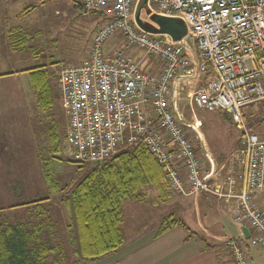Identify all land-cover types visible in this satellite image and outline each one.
Here are the masks:
<instances>
[{"label":"built area","instance_id":"built-area-1","mask_svg":"<svg viewBox=\"0 0 264 264\" xmlns=\"http://www.w3.org/2000/svg\"><path fill=\"white\" fill-rule=\"evenodd\" d=\"M83 1L105 19L83 62L52 70L68 117L66 143L73 160L100 165L125 145L142 144L174 193L207 194L234 207V221L251 233L249 239L228 240L234 264H250L248 248L264 255V206L256 200L264 194V138L249 131L243 114L264 102V0H146L150 16L184 22L187 34L179 41L137 24L134 7L141 0ZM116 36L125 47L109 56L106 44ZM131 49L153 58L160 73L145 72ZM183 95L200 110L228 113L242 132L229 176L217 170L199 122L179 112Z\"/></svg>","mask_w":264,"mask_h":264},{"label":"rangeland","instance_id":"rangeland-1","mask_svg":"<svg viewBox=\"0 0 264 264\" xmlns=\"http://www.w3.org/2000/svg\"><path fill=\"white\" fill-rule=\"evenodd\" d=\"M75 3L81 5L79 0H11L6 4L9 19H27V32L33 37V53L30 52L32 59L28 58L29 53L22 55L26 57L24 63L27 67L42 66L52 71L60 65H77L84 61H81V54L84 51L85 38L100 24L99 21L105 18L101 17L100 11L95 13L88 10V13L82 14V9L79 10ZM141 4L138 10L141 6L145 8L144 3ZM148 13L151 14V10L148 9L147 15L144 14L146 27H150L147 22L155 25L153 15L148 16ZM88 45L90 46V41ZM11 77H1L3 80L0 81V209L12 223H20L29 219V214L37 205L24 204L43 200L39 202L42 204V210L51 214L53 221L62 228L70 222L71 208L61 200L70 196L76 185L88 174L92 164L74 161L65 140L64 149L60 153L52 152L50 135L56 133L64 137L68 125V117L60 101L59 87H55L53 106L43 110L37 106L29 79H23L20 84ZM178 108L189 122H200V131L217 170L222 169L223 177L229 176L241 148L242 132L237 125L234 122L229 124L218 113L205 114L206 111L197 108L193 111L187 106L186 96H183ZM244 111L249 131L264 138V102L252 104ZM201 115L205 119L204 126L200 121ZM206 130L212 139L208 140ZM191 136L198 149V157L204 169H207L200 140L194 134ZM47 159L51 161L50 169L54 183L46 179L43 161ZM237 171L240 169L237 168ZM155 197V189L150 188L144 204L137 202L136 205L135 201H127L124 204L127 240L132 238L138 229L156 226L170 212H175L168 204H154ZM179 210L181 217L176 214V218L195 229L199 218L193 214L195 212L192 200ZM47 222L48 219H44V223ZM236 225L237 231L241 225ZM225 233L224 239L232 238L233 235L229 232ZM238 239L242 240V237Z\"/></svg>","mask_w":264,"mask_h":264},{"label":"trees","instance_id":"trees-1","mask_svg":"<svg viewBox=\"0 0 264 264\" xmlns=\"http://www.w3.org/2000/svg\"><path fill=\"white\" fill-rule=\"evenodd\" d=\"M26 34L15 38L14 46L22 48L28 45L33 37ZM27 72L37 106L43 110L52 107L56 74L42 66L32 67ZM206 112L218 113L229 124L233 122L224 111ZM243 114L245 117L244 110ZM201 116L200 121L204 126L205 119ZM206 133L208 140L212 139L208 130ZM65 135H50L54 154L64 149ZM43 162L47 181L54 183L51 161L47 159ZM54 187L57 190V186ZM150 188L156 191L157 205L167 204L176 194L171 190L162 167L146 146L138 143L125 145L104 163L92 165L70 196L61 200L71 208L67 226L59 228L51 214L42 210L39 202L43 200L24 204L37 205L29 214V219L20 223H12L0 209V264H91L110 256L126 241L124 204L127 201L145 202ZM44 219H48V222L44 223ZM177 227L186 226L175 215L163 218L156 238Z\"/></svg>","mask_w":264,"mask_h":264},{"label":"crops","instance_id":"crops-1","mask_svg":"<svg viewBox=\"0 0 264 264\" xmlns=\"http://www.w3.org/2000/svg\"><path fill=\"white\" fill-rule=\"evenodd\" d=\"M10 1L0 0V81L3 80L1 77L12 76L11 78L18 80L21 84L23 79H29L27 70L32 68L26 66V63H24L26 57L22 55L30 54L31 51L33 53V38L25 47L20 48L14 46L13 42L15 38L19 39V37L28 33L26 28L28 26L27 19L25 18L20 20H11L8 18L9 10H6L5 6ZM144 1L141 0L139 5L134 7L136 17L139 13L140 19H144V14L147 15L148 11L142 6L138 10V7ZM75 5L79 10L80 8L82 9V14L88 13V11H84L81 5L77 3ZM101 15L103 18L104 15L102 13ZM149 15L150 13H148ZM102 21L103 19L99 23ZM147 24L151 27H157L156 24L154 25L148 22ZM96 28L85 38L86 42L83 45L84 51L81 54V61L85 60L87 56L85 52L87 46H89V41L91 42L92 40L91 37L93 38ZM120 47H125V41L118 36L111 38L106 44V54L111 56ZM130 52L136 60L141 62L145 72L154 75L160 73V67L153 58L149 60V57L145 56L144 53L132 49ZM19 55L21 56L19 57ZM28 58L32 59V54ZM187 106L192 108L193 111L197 108L188 99ZM178 110L181 112L179 108ZM155 198L153 199L154 204H156ZM191 200L194 203L195 213L193 214H195L196 218H199L195 229L188 227L183 220L186 227L174 228L157 238L156 234L160 224L156 226L152 225L141 230L138 229L132 238L126 239L125 244L117 252L91 264H234L232 255L227 248V242L229 239L242 237L240 229L237 227L239 231L238 229L237 231L235 230V227L238 225L234 221V207L226 205L217 198L207 194L193 196L174 195L167 204L173 207L172 209L175 212H170L168 216L177 214L181 217L179 209L184 208L186 204H190ZM256 200L260 205L264 206V194H257ZM136 205H138L137 202ZM136 205L135 207L137 208ZM125 223L126 220L123 226L124 231ZM225 232L233 235L231 236L232 238L224 239ZM246 255L250 264H264V255L258 249L248 248Z\"/></svg>","mask_w":264,"mask_h":264},{"label":"water","instance_id":"water-1","mask_svg":"<svg viewBox=\"0 0 264 264\" xmlns=\"http://www.w3.org/2000/svg\"><path fill=\"white\" fill-rule=\"evenodd\" d=\"M79 3L83 7L84 11L87 12L86 4L83 0H79ZM146 5V0L144 2V7ZM154 23L157 25V27H146V23H144L140 19V14H137L136 22L137 24L145 31L150 32L155 35H163L167 34L170 35L175 41L182 40L183 37L187 34V29L183 21L173 18V17H166V16H160L156 15L153 17ZM95 166H99L98 163L95 164ZM241 235L244 239L250 238V229L244 225L240 226Z\"/></svg>","mask_w":264,"mask_h":264}]
</instances>
